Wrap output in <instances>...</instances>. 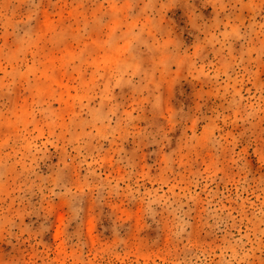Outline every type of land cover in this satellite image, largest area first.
<instances>
[{"label":"rangeland","instance_id":"374dc122","mask_svg":"<svg viewBox=\"0 0 264 264\" xmlns=\"http://www.w3.org/2000/svg\"><path fill=\"white\" fill-rule=\"evenodd\" d=\"M0 264H264V0H0Z\"/></svg>","mask_w":264,"mask_h":264}]
</instances>
